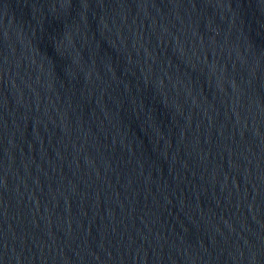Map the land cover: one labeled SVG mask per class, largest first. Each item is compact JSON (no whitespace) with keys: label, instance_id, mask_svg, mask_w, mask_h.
Returning a JSON list of instances; mask_svg holds the SVG:
<instances>
[{"label":"water","instance_id":"95a60500","mask_svg":"<svg viewBox=\"0 0 264 264\" xmlns=\"http://www.w3.org/2000/svg\"><path fill=\"white\" fill-rule=\"evenodd\" d=\"M0 264H264V0H0Z\"/></svg>","mask_w":264,"mask_h":264}]
</instances>
